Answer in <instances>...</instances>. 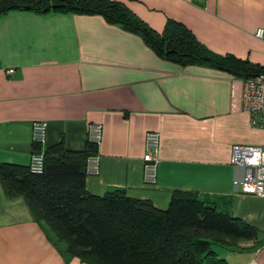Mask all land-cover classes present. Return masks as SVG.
Instances as JSON below:
<instances>
[{
	"label": "crops",
	"instance_id": "0c3cea01",
	"mask_svg": "<svg viewBox=\"0 0 264 264\" xmlns=\"http://www.w3.org/2000/svg\"><path fill=\"white\" fill-rule=\"evenodd\" d=\"M109 1L156 33L173 20L209 51L264 67V41L253 35L264 0ZM242 88L243 79L226 72L160 59L98 15L9 11L0 16V163L27 166L37 148L58 142L81 152L87 125L98 124L99 170L84 177L87 193L116 188L160 211L175 192L205 197L258 232L217 255L264 264V198L241 194L242 170L230 164L233 145L264 148V130L247 125ZM33 122L46 124L42 146L31 140ZM148 131L159 136L152 186L141 180ZM0 264L82 263L32 220L22 199L6 200L0 189Z\"/></svg>",
	"mask_w": 264,
	"mask_h": 264
},
{
	"label": "trees",
	"instance_id": "16d2710c",
	"mask_svg": "<svg viewBox=\"0 0 264 264\" xmlns=\"http://www.w3.org/2000/svg\"><path fill=\"white\" fill-rule=\"evenodd\" d=\"M9 11L98 15L180 67H208L243 80L264 74V67L209 51L173 20L167 19L156 33L119 2L0 0V16ZM95 152L87 142L81 152L67 151L58 142L43 149L42 172L37 175L28 166L0 163L3 197L22 199L32 220L64 245L69 258L82 264H227L213 246L228 248L257 239L254 228L194 193H173L164 211L116 188L99 197L90 195L84 189V162Z\"/></svg>",
	"mask_w": 264,
	"mask_h": 264
},
{
	"label": "built area",
	"instance_id": "2783aa9c",
	"mask_svg": "<svg viewBox=\"0 0 264 264\" xmlns=\"http://www.w3.org/2000/svg\"><path fill=\"white\" fill-rule=\"evenodd\" d=\"M201 0H196L199 2ZM254 37L264 41V20L260 28L254 32ZM242 111L247 115V125L251 129L264 130V74L243 80L241 95ZM46 124L33 122L31 125V140L42 146L45 142ZM101 138V126L89 124L86 127V141L97 147ZM158 133L148 131L144 135L143 155L141 158V180L143 185L152 186L156 177L158 154ZM230 164L242 170L239 192L264 198V148L251 145H233L231 147ZM28 170L31 174H40L43 167L42 151L30 155ZM99 157L96 152L85 159L84 176H97ZM250 264H255L252 261Z\"/></svg>",
	"mask_w": 264,
	"mask_h": 264
},
{
	"label": "rangeland",
	"instance_id": "374dc122",
	"mask_svg": "<svg viewBox=\"0 0 264 264\" xmlns=\"http://www.w3.org/2000/svg\"><path fill=\"white\" fill-rule=\"evenodd\" d=\"M212 249L218 254L221 251V248L213 246Z\"/></svg>",
	"mask_w": 264,
	"mask_h": 264
}]
</instances>
